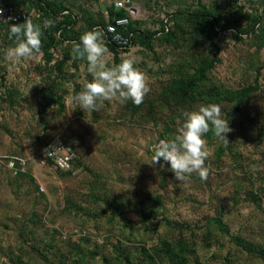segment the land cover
<instances>
[{"label": "rangeland", "instance_id": "rangeland-1", "mask_svg": "<svg viewBox=\"0 0 264 264\" xmlns=\"http://www.w3.org/2000/svg\"><path fill=\"white\" fill-rule=\"evenodd\" d=\"M146 1L150 6L146 5L143 19L133 20L150 32L161 31L164 25L176 30L180 23L188 28L189 22H178L173 16L203 6L219 9L232 20L239 11L253 7L261 11V5L251 0L240 4L234 0ZM111 4L106 0L70 3L74 11L95 16ZM232 31L222 32L214 55L217 60L206 76L208 85L225 90L254 84V66L264 62V45L257 49L255 40L245 34L244 40L236 41ZM175 32L177 36L179 31ZM11 46L0 52V148L29 157V165L21 176L0 162V264H167L160 241L175 245L179 238L195 242L186 256L188 264H264V259L241 250L230 238L240 235L264 244V68L258 90L240 111L227 115L231 105H220L233 131L226 134L227 144L212 132L204 137L209 152L207 180L193 174L179 182L166 163L163 168L149 164L153 146L169 137L160 133L174 136L185 112L170 109L159 94L179 68L197 74V54L212 48L210 40L201 46L178 38L177 43L155 42L151 49L131 45L116 59L108 51L109 66L131 58L147 75L151 91L138 111L127 103L104 101L98 111L82 112L69 105L67 97L92 81L85 61H67L58 79L41 54L19 64L9 62L5 52ZM52 86L62 93V111L55 104L42 109ZM148 112L154 113L156 122ZM54 138L65 139L75 148L77 161L70 173L32 158ZM237 182L242 185L238 191ZM252 192L260 206L248 198ZM110 204L120 207L122 214H113ZM149 210L151 217L144 218L141 211ZM220 214L229 234L213 221ZM207 233L212 238L207 239Z\"/></svg>", "mask_w": 264, "mask_h": 264}, {"label": "trees", "instance_id": "trees-1", "mask_svg": "<svg viewBox=\"0 0 264 264\" xmlns=\"http://www.w3.org/2000/svg\"><path fill=\"white\" fill-rule=\"evenodd\" d=\"M234 1L236 2V0ZM251 1L257 4L259 3V5H261V11L258 12V7H253L249 12L239 11L236 14L237 18L235 20L226 18L219 9H206L204 6L190 14L180 12L173 16L176 17L174 19L178 22H180V20L189 22L190 27L186 28L180 23L175 27L176 30L179 31V34L174 36L176 35V30L169 29L167 25H164L161 31L157 30L150 32L139 29L136 21L129 17V8L126 6L116 8L114 7V3H112L106 11H99L95 16L82 13L80 10H77L76 7L74 11L72 8L73 6L70 5L72 0H7V2L16 9L23 8L30 11L34 8L36 14H31L27 20H31L33 24L40 27L42 32L40 56L43 58L47 66L46 68L58 73L56 76L58 79L67 61L71 60L74 64L77 61L73 60L71 56L73 43L79 42L80 36L87 31L97 29L102 32V29L105 28L107 24L113 23L114 20L119 17L129 18V24L125 28L119 27L118 30L129 37L132 45H141L148 49L150 47L151 49L154 48L155 42L177 43L178 38L179 40L186 41V44L201 46L210 40L213 45L212 48L200 51L197 54V64L195 67L197 74H192L179 68L178 72L171 74L170 80L163 86L159 97H161V101L165 102L170 109L174 108L176 111H189L199 103H201V105H207L209 103L221 105L226 102L231 105L230 109L227 111V115L240 111L242 105L248 101L251 94L258 90V79L260 70L264 68V62L254 66L256 71L254 84L248 86L225 90L214 84L208 85L206 76L217 60L214 55L220 49L219 41L222 40L224 35L222 32L233 29L232 35L236 41L244 40L245 38L242 35L245 34L247 38L255 40L257 49H260V47L264 45V0ZM24 21L25 20H21L19 23H23ZM10 25L12 24H0V52L8 44H14V39H9ZM257 39H261L262 42L258 43L259 40ZM103 42L107 49L114 54L115 59L119 52L128 50V48H120L110 41L103 40ZM54 51L57 52V57H54ZM53 60L54 62L52 63ZM64 91L66 92L65 87ZM44 97L45 103L42 106L43 110L53 104L58 106L59 111L64 110L62 93H57L53 86ZM144 102L145 101L140 105H135L129 101L126 106L133 111H138L146 104ZM152 102L154 103V101H150L149 103L151 106L153 105ZM160 107H162V105H160ZM148 114L152 119L156 118L154 113L148 112ZM95 118L96 115L94 116V120ZM141 121L143 120L141 119ZM160 136H169L166 138L173 137L167 131L160 133ZM63 140L71 144L69 141ZM220 150L221 149H219V151ZM76 159L77 157L73 162V166L77 161ZM62 172L67 174L70 173L71 170ZM16 174L21 176L26 175L21 172ZM30 179L32 180L33 178L30 177ZM237 185V191L242 189L240 182H237ZM248 198L260 206V202L257 199L259 197L255 192H252ZM109 207L113 214H122L120 207H116L114 204H110ZM141 214L144 218H150L152 211H141ZM221 216L220 214L219 217L213 219V221L224 233L229 234V229L223 223ZM205 237L210 239L212 235L207 233ZM230 238L241 250L264 259V244L254 243L240 235H231ZM160 242L161 252L169 259V263L167 264H188L186 256L187 253L195 247V242L183 238L177 239L175 245L167 240H161ZM143 250L145 251L144 246ZM90 253H93V251ZM122 253L126 255L127 251H122Z\"/></svg>", "mask_w": 264, "mask_h": 264}, {"label": "clouds", "instance_id": "clouds-1", "mask_svg": "<svg viewBox=\"0 0 264 264\" xmlns=\"http://www.w3.org/2000/svg\"><path fill=\"white\" fill-rule=\"evenodd\" d=\"M3 12V8H0V16ZM41 35L40 27L31 20L25 19L23 23L10 25L9 39H14V44L6 50L5 58L13 64H19L40 55ZM108 51L103 34L97 29L83 33L79 42L73 43V60L85 61L87 72L93 79L86 82L81 91L67 97L69 105H75L82 112H92L98 111L104 101L120 104L131 101L135 105L143 103L151 91L147 75L135 66L131 58L109 66L105 59ZM232 131L229 120L223 118L220 105H200L196 110L183 113L181 125L173 137L160 139L153 146L149 164L163 168L166 163L174 179L179 182L190 180L193 174L202 181L207 180L209 168L205 162L209 152L204 137L212 132L227 144L226 134Z\"/></svg>", "mask_w": 264, "mask_h": 264}, {"label": "built area", "instance_id": "built-area-1", "mask_svg": "<svg viewBox=\"0 0 264 264\" xmlns=\"http://www.w3.org/2000/svg\"><path fill=\"white\" fill-rule=\"evenodd\" d=\"M243 0H236L240 4ZM126 4V5H125ZM127 6L130 8L128 1H115L114 7L121 8ZM0 8H3V15L0 16V24L2 23H19L21 20L28 19L31 14H36L34 8L30 11L19 8L9 4L7 0H0ZM11 17V19H9ZM129 24L128 17H119L113 23H109L102 29L103 40L115 43L120 48H129L132 43L128 36H125L118 30L119 27H126ZM54 57H57V52L54 51ZM54 60L52 61V63ZM77 157L75 148L66 143L62 138L50 139L45 147L33 155V159L42 163H46L59 171H68L73 169V162ZM0 162H2L6 169L12 171L14 174L28 171L29 157L20 154L6 153L0 148ZM42 190V187H40Z\"/></svg>", "mask_w": 264, "mask_h": 264}, {"label": "crops", "instance_id": "crops-1", "mask_svg": "<svg viewBox=\"0 0 264 264\" xmlns=\"http://www.w3.org/2000/svg\"><path fill=\"white\" fill-rule=\"evenodd\" d=\"M104 1V0H103ZM110 2L114 3L115 1H128V3L130 4V8L128 9L130 12L129 17L131 19H135L136 21H139L140 19H143L142 14L149 8L148 6H150V3L147 2L146 0H106V2ZM126 5V4H125ZM146 5H148L146 7ZM127 7V6H126ZM130 9H134L133 11H131ZM156 8H153V10H155ZM141 29V25L138 26ZM143 30V29H142ZM6 169V168H5ZM8 170V169H7ZM10 171V170H9Z\"/></svg>", "mask_w": 264, "mask_h": 264}, {"label": "water", "instance_id": "water-1", "mask_svg": "<svg viewBox=\"0 0 264 264\" xmlns=\"http://www.w3.org/2000/svg\"><path fill=\"white\" fill-rule=\"evenodd\" d=\"M131 11H133L134 9H130Z\"/></svg>", "mask_w": 264, "mask_h": 264}]
</instances>
